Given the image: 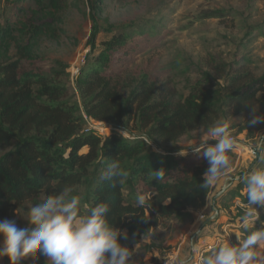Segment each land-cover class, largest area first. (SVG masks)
<instances>
[{"label":"trees","instance_id":"obj_1","mask_svg":"<svg viewBox=\"0 0 264 264\" xmlns=\"http://www.w3.org/2000/svg\"><path fill=\"white\" fill-rule=\"evenodd\" d=\"M95 11L92 5V49L98 33ZM220 13L207 10L205 16ZM23 25L25 30H18L0 23V219H10L26 202L67 190L69 198L80 197L81 213L106 202L108 221L127 232L128 239L121 243L133 251L162 218L184 220L189 208L203 205L211 190L200 187L208 161L202 152L176 155L177 150L164 145L257 104L264 106V72L255 76L238 65L224 84L212 83L204 73L181 100L158 99L147 74L132 78L113 67V59L120 65L130 53L128 34L122 32L104 42L88 71L78 75V99L73 100L62 71L48 74L35 63L32 52L39 28ZM14 30L23 33L21 41L14 40ZM84 116L111 129L99 134ZM252 125L248 121L243 129ZM113 161L126 176L102 180ZM160 169L165 175L159 181L151 173ZM241 185L246 187V180ZM141 194L146 198L143 207L137 204ZM243 202L247 204V197ZM0 264H10L8 257ZM36 264L47 260L40 257Z\"/></svg>","mask_w":264,"mask_h":264},{"label":"rangeland","instance_id":"obj_2","mask_svg":"<svg viewBox=\"0 0 264 264\" xmlns=\"http://www.w3.org/2000/svg\"><path fill=\"white\" fill-rule=\"evenodd\" d=\"M92 5L98 24L93 49L90 45ZM207 10L221 13L205 16ZM23 22L33 23L40 30L32 52L35 63L48 74L62 71L69 87L68 95L73 100L78 99L74 91L78 75L88 71L104 42L122 32L128 34L130 53L120 65L113 59V67L124 69L132 78L147 74L158 99L181 100L204 73L210 75L212 83L224 84L230 71L238 65L255 76L264 72V0H0L1 24L9 23L25 30ZM22 36L23 33L14 30V40L21 41ZM12 52L13 48L9 53ZM253 107L264 115V106ZM251 110L222 119L229 123L235 144L229 153V168L210 190L209 197L214 196L222 182L226 185L216 204L217 211L208 208L203 218L197 219L201 208H189L184 220L162 218L134 246L130 264H157L170 250L182 248L180 244L187 242L202 223L208 226L207 244L216 246L224 240L235 245L238 234L244 238L248 231L264 224L257 219L245 230L240 218L248 207L243 202L246 187L241 184L251 170L264 168V122L253 124L250 130L243 129L251 119ZM88 126L96 127L94 131L99 134L111 129L94 120H88ZM209 128L193 131L164 147L177 150L176 155L194 154V147L201 143ZM117 131L133 139L132 135ZM249 133L253 135L248 137ZM257 144L261 147L253 156L250 151ZM84 191L82 186L78 193L82 195ZM45 198L24 203L10 219H15L20 227L28 226L27 210ZM257 211L259 218H264V207ZM207 218L211 219L204 222ZM229 219L233 223H227ZM259 251L264 255V247Z\"/></svg>","mask_w":264,"mask_h":264},{"label":"clouds","instance_id":"obj_3","mask_svg":"<svg viewBox=\"0 0 264 264\" xmlns=\"http://www.w3.org/2000/svg\"><path fill=\"white\" fill-rule=\"evenodd\" d=\"M264 122L255 107L251 110L249 124ZM149 144L152 141H147ZM215 141L214 144L208 142ZM235 144L229 123L216 121L207 135L194 151L203 154L208 167L203 173V189H208L219 179L221 173L229 168L230 156ZM257 144L252 155L256 156ZM159 181L164 178L160 169L151 173ZM114 176L121 179L126 173L120 164L111 162L102 174V180ZM248 207L242 217L243 228L250 229L259 219L257 208L264 207V168H255L246 175V192ZM81 199L77 195L70 198L67 190L46 196L43 202L34 204L27 210L28 226L20 227L15 219H0V259L7 256L10 264H22L30 260L36 264L40 257L47 258V264H130L132 251L121 240H127L126 231L113 227L107 219L109 205L96 203L80 211ZM210 203V202H209ZM137 204H146L144 195L137 197ZM237 244L227 240L210 250L209 254L198 258V264H264V255L259 251L264 247V224L260 228L248 231L241 238L237 235ZM190 257H185L181 264H189Z\"/></svg>","mask_w":264,"mask_h":264},{"label":"crops","instance_id":"obj_4","mask_svg":"<svg viewBox=\"0 0 264 264\" xmlns=\"http://www.w3.org/2000/svg\"><path fill=\"white\" fill-rule=\"evenodd\" d=\"M229 178V177H228ZM216 182V181H215ZM214 182V183H215ZM213 187V186H212ZM211 187V188H212ZM226 185L224 182H222V186L220 187V189L214 194V196H210V192L209 194L207 195V197L205 198V201L203 203V205H201L199 208L200 211L198 212V215H197V219H200V218H203V213L206 209L210 208L212 209L213 211H217V208H216V204L218 202H220V199L221 197L223 196V190L225 189ZM210 202V203H209ZM211 218H207L206 220H204V222L210 220ZM196 223V222H195ZM228 223V222H227ZM205 223H202V226H199L195 232H193V236L190 237V239L187 241V242H183L181 245L182 249L184 251H186L189 246L191 244L195 245L196 247L197 246H202V245H206L208 242V234H207V229H208V226L207 224ZM206 234V235H205Z\"/></svg>","mask_w":264,"mask_h":264},{"label":"built area","instance_id":"obj_5","mask_svg":"<svg viewBox=\"0 0 264 264\" xmlns=\"http://www.w3.org/2000/svg\"><path fill=\"white\" fill-rule=\"evenodd\" d=\"M84 118L87 119L85 116ZM87 120H91V119H87ZM89 128H92L93 130L97 129L96 127H91V126H89ZM250 152H252V150ZM214 247H216V244L214 243L197 246V247L191 244L186 251H184L180 247H177L170 250V252L167 255H165L163 258H161L157 262V264H181V261L185 257H190L189 264H198V258L202 255L209 254L210 250Z\"/></svg>","mask_w":264,"mask_h":264}]
</instances>
